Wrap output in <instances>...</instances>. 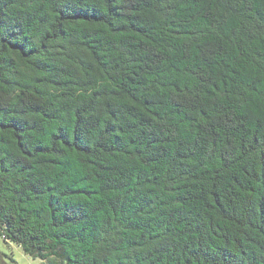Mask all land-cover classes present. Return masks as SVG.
<instances>
[{"label": "trees", "instance_id": "obj_1", "mask_svg": "<svg viewBox=\"0 0 264 264\" xmlns=\"http://www.w3.org/2000/svg\"><path fill=\"white\" fill-rule=\"evenodd\" d=\"M0 236L264 264V0H0Z\"/></svg>", "mask_w": 264, "mask_h": 264}, {"label": "rangeland", "instance_id": "obj_2", "mask_svg": "<svg viewBox=\"0 0 264 264\" xmlns=\"http://www.w3.org/2000/svg\"><path fill=\"white\" fill-rule=\"evenodd\" d=\"M0 264H46L27 256L16 244L7 242L0 236Z\"/></svg>", "mask_w": 264, "mask_h": 264}]
</instances>
